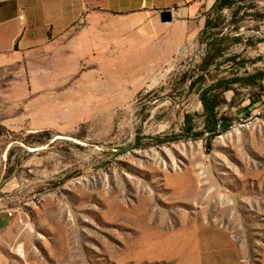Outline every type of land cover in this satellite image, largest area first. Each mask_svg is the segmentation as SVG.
<instances>
[{
	"label": "rangeland",
	"instance_id": "rangeland-1",
	"mask_svg": "<svg viewBox=\"0 0 264 264\" xmlns=\"http://www.w3.org/2000/svg\"><path fill=\"white\" fill-rule=\"evenodd\" d=\"M260 14L264 0L213 10L220 26L173 56L134 43L100 66L90 52L53 67V94H21L14 111L5 99L0 264H264V120L196 136L200 89L215 87L231 126L262 101ZM223 37L235 61L192 88ZM248 76L255 87L227 83Z\"/></svg>",
	"mask_w": 264,
	"mask_h": 264
},
{
	"label": "crops",
	"instance_id": "crops-1",
	"mask_svg": "<svg viewBox=\"0 0 264 264\" xmlns=\"http://www.w3.org/2000/svg\"><path fill=\"white\" fill-rule=\"evenodd\" d=\"M216 3L217 0L0 2V116L5 99L6 107L14 111L20 107L21 94H53V67H76L90 52L100 66H114L117 49L131 48L134 43L173 56L184 43L198 38L207 13ZM162 10L172 11V22H160ZM253 34L264 38V27L259 26ZM0 129L14 127L0 120ZM6 220L7 216L0 214V228Z\"/></svg>",
	"mask_w": 264,
	"mask_h": 264
},
{
	"label": "trees",
	"instance_id": "trees-1",
	"mask_svg": "<svg viewBox=\"0 0 264 264\" xmlns=\"http://www.w3.org/2000/svg\"><path fill=\"white\" fill-rule=\"evenodd\" d=\"M243 1L245 0H217V3L212 9V11L213 10L222 11L224 9H229V8H232L236 4L242 3ZM259 18H264V16L259 15ZM219 26H220L219 18H217L215 22L206 21V25L201 33L206 34L209 30L218 28ZM212 35L213 34L210 33V36ZM227 39H228L227 37H223L219 41L215 40V42L212 43V45L210 44L212 48L210 49L208 48L207 54L200 67V71H202V74L197 75L194 78V80L191 82L192 88L197 87L198 85H200L202 82L205 81V76L209 72L208 70L209 67L215 64L218 58L225 57V54L227 53L230 47V46L223 45V42L226 41ZM239 40L240 39L236 37L233 40V43L236 44L238 43ZM235 59H236L235 55L225 57L223 62L215 65V69H218L219 66L223 63L234 62ZM259 77L260 76H248L246 78L235 77L227 81V83L236 84V83L243 82V83H247L248 85L255 87V85H257L256 81L259 79ZM218 83L221 84V81ZM199 99L201 101V104L204 110L203 115H202L204 118V124H203L202 131H199L196 134V136L204 137L205 135H207V136L215 137L219 135V133L227 131L231 121L224 116H219L218 107H219L220 101H219V97L216 94L215 87L211 86V87L202 88L199 94ZM186 120L190 124L188 125V128H187L188 131H192L193 125L196 126V124L195 123L193 124L192 118L189 116H187ZM1 134H2V131L0 129V135Z\"/></svg>",
	"mask_w": 264,
	"mask_h": 264
},
{
	"label": "built area",
	"instance_id": "built-area-1",
	"mask_svg": "<svg viewBox=\"0 0 264 264\" xmlns=\"http://www.w3.org/2000/svg\"><path fill=\"white\" fill-rule=\"evenodd\" d=\"M2 1L4 0H0V2ZM263 120H264V93L262 95V101L257 105V107L252 111V113L248 115L247 117L242 118L239 124L235 123L231 126V123H232L231 122L229 124L228 130L233 129V128H238V127H246V126L249 127L250 125H260L262 124ZM223 133L224 132L219 133V135H217L216 137L222 138Z\"/></svg>",
	"mask_w": 264,
	"mask_h": 264
},
{
	"label": "water",
	"instance_id": "water-1",
	"mask_svg": "<svg viewBox=\"0 0 264 264\" xmlns=\"http://www.w3.org/2000/svg\"><path fill=\"white\" fill-rule=\"evenodd\" d=\"M159 19L161 23H170L173 20L171 10H162L159 12Z\"/></svg>",
	"mask_w": 264,
	"mask_h": 264
}]
</instances>
